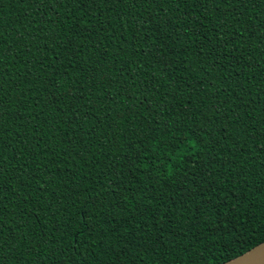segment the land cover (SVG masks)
Listing matches in <instances>:
<instances>
[{
  "label": "trees",
  "instance_id": "1",
  "mask_svg": "<svg viewBox=\"0 0 264 264\" xmlns=\"http://www.w3.org/2000/svg\"><path fill=\"white\" fill-rule=\"evenodd\" d=\"M262 241L264 0H0V264Z\"/></svg>",
  "mask_w": 264,
  "mask_h": 264
},
{
  "label": "water",
  "instance_id": "2",
  "mask_svg": "<svg viewBox=\"0 0 264 264\" xmlns=\"http://www.w3.org/2000/svg\"><path fill=\"white\" fill-rule=\"evenodd\" d=\"M221 264H264V241Z\"/></svg>",
  "mask_w": 264,
  "mask_h": 264
}]
</instances>
